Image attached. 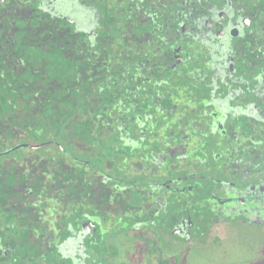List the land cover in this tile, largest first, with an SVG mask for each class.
Returning <instances> with one entry per match:
<instances>
[{
    "label": "flooded vegetation",
    "instance_id": "obj_1",
    "mask_svg": "<svg viewBox=\"0 0 264 264\" xmlns=\"http://www.w3.org/2000/svg\"><path fill=\"white\" fill-rule=\"evenodd\" d=\"M254 238L264 0H0V264Z\"/></svg>",
    "mask_w": 264,
    "mask_h": 264
},
{
    "label": "rangeland",
    "instance_id": "obj_2",
    "mask_svg": "<svg viewBox=\"0 0 264 264\" xmlns=\"http://www.w3.org/2000/svg\"><path fill=\"white\" fill-rule=\"evenodd\" d=\"M244 239L227 244L228 254L223 255L218 247L197 244L187 264H264V242Z\"/></svg>",
    "mask_w": 264,
    "mask_h": 264
}]
</instances>
